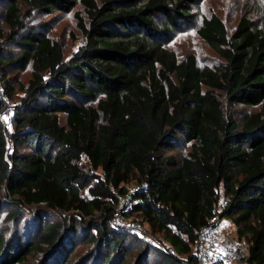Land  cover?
I'll list each match as a JSON object with an SVG mask.
<instances>
[{
  "label": "trees",
  "instance_id": "1",
  "mask_svg": "<svg viewBox=\"0 0 264 264\" xmlns=\"http://www.w3.org/2000/svg\"><path fill=\"white\" fill-rule=\"evenodd\" d=\"M202 1L0 0L12 29L7 40L21 48L13 63L0 59V69L32 68L12 133L0 117V195L12 206L6 218L17 220L24 205L74 213L42 222L28 242H9L0 229V264H21L33 253L41 264H74L81 234L95 248L87 259L125 264L140 239L112 217L115 192L131 184L143 188L136 219L169 244L166 251L141 247L143 264L153 254L152 264H197L199 231L216 215L247 241L248 262L264 264V15H244L232 32L217 15L204 18L197 34L223 64L200 67L193 54L179 59L167 46ZM78 3L87 15L76 14L84 42L69 59L58 40L22 21L23 6L52 13ZM222 98L259 111L237 119ZM182 141L191 150L180 162L163 154Z\"/></svg>",
  "mask_w": 264,
  "mask_h": 264
},
{
  "label": "rangeland",
  "instance_id": "2",
  "mask_svg": "<svg viewBox=\"0 0 264 264\" xmlns=\"http://www.w3.org/2000/svg\"><path fill=\"white\" fill-rule=\"evenodd\" d=\"M21 12L25 16L22 20L24 24L30 28H37L42 35L54 40H58L63 48L66 59L72 57L77 52L79 47L83 44L84 39L81 30L78 27L79 18L84 21L87 20V15L84 7L78 3L72 10L68 12H35L21 7ZM79 18L77 17V14ZM29 14V15H28ZM212 15H217L226 25L227 29L232 32L236 29L240 19L244 15H249L251 19L258 20L264 15V3L262 0H203L198 8L194 10V16L191 21L175 34L173 40L168 43V48L175 52L179 59L184 58L188 54H193L200 67H219L223 64V59L197 34V29L201 26L204 18H210ZM4 9L0 8V28L3 29V37L0 38V59L8 58L10 63H13L15 58L20 55L21 48L15 44H11L7 40V35L12 32V29L5 22ZM25 33L24 31L21 34ZM5 51L3 55L1 53ZM7 54V55H5ZM6 79H3L4 75ZM32 77L31 63L28 64L25 70L18 66L9 65L0 69V117L3 119L8 132L12 133L15 129V121L12 117L10 121L4 120V115L8 106L14 107V113L20 99L24 96L21 85L26 86ZM9 81L8 85L6 82ZM10 86L13 91L7 92V87ZM222 102L226 110L235 114L236 118L259 111L258 107L236 105L232 106L222 98ZM1 105L4 109H1ZM65 117V116H63ZM13 150V144H9V152ZM191 150V144L182 141L180 145L171 152L163 151L166 156H175L178 162L186 157ZM23 152H28V148L21 149ZM85 166V162L82 163ZM135 184H131L133 186ZM3 195H0V229L5 232L6 238L9 242H28L35 239L41 223L66 222L65 219L71 217L73 212H64L60 210H52L44 206L24 205L22 213L15 221H9L6 217L12 211V206L2 200ZM223 201V199H222ZM79 221H86V218H80ZM222 226L230 229L234 234L235 228L228 219L222 220ZM81 232L84 230H80ZM236 235V234H235ZM139 237L138 246L133 250L131 255L127 256L125 264H143L144 251L140 248L149 246L156 249L166 251L169 247L165 236L152 229L146 222L144 229ZM85 236L83 234L76 237V250L73 257V263L78 264L85 260L87 264L92 258H86L92 251L95 250L89 244L84 242ZM101 250V254H103ZM98 252H96L97 254ZM155 254L152 255L148 264L155 261ZM43 256L33 253L28 257V260L21 264H41ZM117 262L116 264H118ZM89 264H100L99 259L90 261Z\"/></svg>",
  "mask_w": 264,
  "mask_h": 264
},
{
  "label": "built area",
  "instance_id": "3",
  "mask_svg": "<svg viewBox=\"0 0 264 264\" xmlns=\"http://www.w3.org/2000/svg\"><path fill=\"white\" fill-rule=\"evenodd\" d=\"M13 115L14 107L8 106L4 120L10 121ZM142 189L141 186L133 185L124 193L115 192L116 204L112 217L114 227L133 234L142 233L144 225L136 219L134 214L135 206L142 202L141 198L136 197ZM235 234L223 229L222 221L217 215L212 217L208 225L201 228L198 234L194 249L197 264H254L247 260L249 256L247 241L239 239Z\"/></svg>",
  "mask_w": 264,
  "mask_h": 264
},
{
  "label": "crops",
  "instance_id": "4",
  "mask_svg": "<svg viewBox=\"0 0 264 264\" xmlns=\"http://www.w3.org/2000/svg\"><path fill=\"white\" fill-rule=\"evenodd\" d=\"M233 226V225H232ZM223 229L225 230V231H231L230 229H227V228H225V227H223ZM236 232V231H235Z\"/></svg>",
  "mask_w": 264,
  "mask_h": 264
}]
</instances>
